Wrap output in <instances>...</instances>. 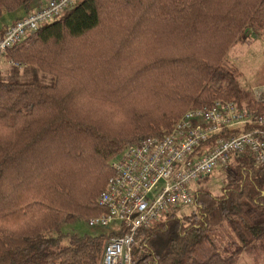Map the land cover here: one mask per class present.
Returning a JSON list of instances; mask_svg holds the SVG:
<instances>
[{
    "label": "trees",
    "instance_id": "1",
    "mask_svg": "<svg viewBox=\"0 0 264 264\" xmlns=\"http://www.w3.org/2000/svg\"><path fill=\"white\" fill-rule=\"evenodd\" d=\"M34 1L0 0V18ZM263 33L264 0H73L9 48L0 57V264H100L105 241L120 234L72 226L105 213L97 199L111 162L192 108L220 100L264 114L253 97L244 103L225 62ZM220 173L219 194L195 192L190 213L170 209L137 231L131 264H235L244 252L264 260V165L243 153Z\"/></svg>",
    "mask_w": 264,
    "mask_h": 264
},
{
    "label": "built area",
    "instance_id": "2",
    "mask_svg": "<svg viewBox=\"0 0 264 264\" xmlns=\"http://www.w3.org/2000/svg\"><path fill=\"white\" fill-rule=\"evenodd\" d=\"M72 1L48 0L15 22L0 37V57ZM251 92L258 105L264 104V84ZM243 153L264 165V114L220 100L187 110L162 138L149 137L124 147L111 162L112 175L97 199L105 213L88 220L89 227L120 234L105 241L100 264H131L138 230L170 209L192 204L188 186L226 168Z\"/></svg>",
    "mask_w": 264,
    "mask_h": 264
},
{
    "label": "rangeland",
    "instance_id": "3",
    "mask_svg": "<svg viewBox=\"0 0 264 264\" xmlns=\"http://www.w3.org/2000/svg\"><path fill=\"white\" fill-rule=\"evenodd\" d=\"M18 12L6 13L0 18V33L16 19ZM225 62L238 70L240 74L238 82L244 93L243 100L244 103L247 102L253 97L252 88L264 84V33L251 36L235 45L226 56ZM6 69L7 64L0 59V73L3 74ZM220 172L221 169H217L207 179L199 180L188 186L190 193L192 195L195 192L219 194L223 188V175ZM178 210L180 214H188L193 210V205L181 206ZM72 229L80 234H95L100 230L99 227H89L85 222L74 223ZM235 264H264V260L261 257L254 258L253 254L244 252Z\"/></svg>",
    "mask_w": 264,
    "mask_h": 264
},
{
    "label": "crops",
    "instance_id": "4",
    "mask_svg": "<svg viewBox=\"0 0 264 264\" xmlns=\"http://www.w3.org/2000/svg\"><path fill=\"white\" fill-rule=\"evenodd\" d=\"M47 2L48 0H35L29 10H26V9L17 10L19 12H18V16L16 17V19L13 22H11L8 26H6L0 34L2 35L5 30H7L10 26H12L18 20H21L24 17H26L28 14L33 13L39 10L40 8L44 7L47 4Z\"/></svg>",
    "mask_w": 264,
    "mask_h": 264
}]
</instances>
